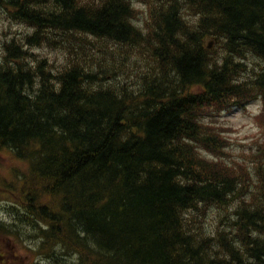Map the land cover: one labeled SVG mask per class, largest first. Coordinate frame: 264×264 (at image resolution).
I'll return each mask as SVG.
<instances>
[{
  "label": "trees",
  "instance_id": "1",
  "mask_svg": "<svg viewBox=\"0 0 264 264\" xmlns=\"http://www.w3.org/2000/svg\"><path fill=\"white\" fill-rule=\"evenodd\" d=\"M137 1H0L24 29L0 46V150L28 166L30 264H264V142L226 160L209 119L264 102V0Z\"/></svg>",
  "mask_w": 264,
  "mask_h": 264
},
{
  "label": "rangeland",
  "instance_id": "2",
  "mask_svg": "<svg viewBox=\"0 0 264 264\" xmlns=\"http://www.w3.org/2000/svg\"><path fill=\"white\" fill-rule=\"evenodd\" d=\"M23 27L18 23H14L7 16L0 14V42L6 39V37L11 36L15 32L23 31ZM49 50H39L41 56H47ZM126 53H121L120 50L117 51V56L114 57L112 63L120 66L123 69L126 57H130ZM51 57L54 59V54H51ZM121 60V63L117 60ZM129 61L134 62L133 65L138 66V61L135 58L129 59ZM217 109L216 111H218ZM261 108L256 103H250L244 108L235 107L230 110L222 111L219 116L210 115V124L215 123L219 126L218 131L224 132L226 142L230 144L227 147L228 155H224L225 159H236L249 161L252 159L253 153L256 151L257 146L261 141L264 140V116L257 115V112ZM218 113V112H217ZM216 128V127H215ZM205 150L200 153L204 156ZM247 157V158H246ZM15 169V172H24L25 164H22L16 159H10L6 156L0 154V178L1 176H7L9 179L12 178V171ZM15 197L20 196V188L13 187L8 190L0 184V202L2 200L8 199L7 194L11 195V191ZM2 206V205H1ZM2 216L10 220L4 210L0 213ZM20 236L17 235H3V238L0 242V264H29L32 262L38 250H36L34 245H39L41 238L35 240L33 238L30 241H26V235L20 233ZM16 237V238H15ZM51 241L43 242V245L50 244Z\"/></svg>",
  "mask_w": 264,
  "mask_h": 264
},
{
  "label": "bare ground",
  "instance_id": "3",
  "mask_svg": "<svg viewBox=\"0 0 264 264\" xmlns=\"http://www.w3.org/2000/svg\"><path fill=\"white\" fill-rule=\"evenodd\" d=\"M1 1V0H0ZM179 1V0H178ZM181 1V0H180ZM255 18V17H254ZM4 39V38H3ZM2 39V41L0 42V46L2 45V43H3V40ZM4 44V43H3ZM18 75V74H17ZM143 85V84H142ZM140 88V87H139ZM139 88L137 87L136 89H138L139 90ZM145 89V88H144ZM141 90H143V89H141ZM214 153H215V151H209V154L210 155H214ZM20 205L21 204H18V203H13L12 205H10L9 207H10V210H7V211H5L4 210V212H6V214L8 215V217L10 218V220L9 219H7V218H5V217H0V222L8 229V231H11V230H13V231H17V232H19V233H24L25 231H23L22 230V228H21V226H20V222H21V220L22 219H26V217H27V215H28V212L26 211V209L25 210H23L22 209V207H20ZM0 213H1V211H0ZM27 220V219H26ZM28 221V220H27ZM182 222V221H181ZM183 223V222H182ZM40 225L41 226H43V227H46V225L44 224V223H40ZM176 225V224H175ZM192 226V225H191ZM188 227H189V225H188ZM180 228V227H179ZM194 228V227H193ZM196 228V227H195ZM184 229V228H183ZM198 229V228H197ZM24 230H27V231H29V232H26L25 234H32L31 236H29V238H33V239H35V240H38V238H41V241L39 242V245H41V242H42V240H43V238H42V235L39 233V231H36V230H33L32 229V226H31V224L30 223H26V227H25V229ZM186 230V229H185ZM188 230V229H187ZM257 230V229H256ZM179 231V230H178ZM195 231V230H194ZM194 231H192V232H194ZM5 232H7L6 230H5ZM185 232V231H184ZM204 232V231H203ZM203 232H202V234H203ZM179 233V232H178ZM183 233V232H182ZM187 233V232H186ZM189 233V232H188ZM201 234V233H200ZM199 234V235H200ZM205 235H207V233H205ZM204 235V236H205ZM191 236V235H190ZM201 236V235H200ZM219 236H220V238H223V239H226L227 238V236H228V233H226V234H219ZM188 237V236H187ZM79 239V238H78ZM80 239H81V237H80ZM90 239V240H89ZM88 240H89V242L91 241L92 243H93V239H91V238H89ZM86 240V239H85ZM212 240V239H211ZM194 241H198V240H194ZM87 242V241H86ZM82 243H83V240H82ZM88 243V242H87ZM201 243V245L203 246V241H201L200 242ZM93 244H95V243H93ZM97 244V243H96ZM95 244V245H96ZM234 244H238V241H236V242H233V245ZM39 245H37V246H39ZM42 246V245H41ZM93 246V245H92ZM90 247V246H89ZM96 247V246H95ZM238 248V247H237ZM72 249V248H71ZM196 250V249H195ZM240 250V249H239ZM203 251V250H202ZM202 253V252H201ZM226 252H224V254H225ZM62 255V254H61ZM69 255L70 256H72V257H78V253L77 252H71V251H69ZM226 255V254H225ZM224 255V256H225ZM228 255H229V253H228ZM58 257H60L59 255H57ZM62 257V256H61ZM64 257H65V255H64ZM69 258V257H68ZM67 258V259H68ZM226 258H227V256H226ZM66 259V258H65ZM78 259V258H77ZM256 259V258H255ZM52 260H53V258H52ZM61 260V259H60ZM59 260V261H60ZM63 260V259H62ZM69 260V259H68ZM56 261H57V259H56ZM70 261H72L71 260V258H70ZM76 261V260H75ZM246 261V260H245ZM47 262H49V261H47ZM52 262V261H51ZM55 262V261H54ZM62 262V261H61ZM68 262V261H67ZM66 261H63V263H65V264H68ZM60 263V262H59ZM70 263V262H69ZM77 263V262H76ZM78 263H80V262H78Z\"/></svg>",
  "mask_w": 264,
  "mask_h": 264
}]
</instances>
